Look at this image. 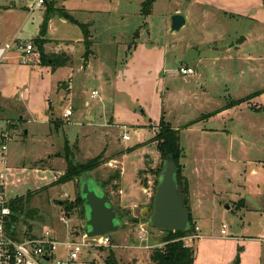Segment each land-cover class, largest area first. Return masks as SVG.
Returning <instances> with one entry per match:
<instances>
[{"label":"rangeland","instance_id":"374dc122","mask_svg":"<svg viewBox=\"0 0 264 264\" xmlns=\"http://www.w3.org/2000/svg\"><path fill=\"white\" fill-rule=\"evenodd\" d=\"M143 1H55L56 7L71 10L76 19L89 24V53L84 54L82 43L72 52L71 93L78 95L68 118L62 116L71 105L68 98L61 105L55 99V116L60 119L55 124H27L10 110H0V118L16 123V127L9 121L5 128L0 125L6 134L0 145L7 144L11 169L5 199L31 194L26 203L30 212L19 217L13 234L51 228L61 241H80L68 228L85 231L79 208L68 215V225L60 220L62 201L78 195V179L41 188L61 176L65 154L78 164L100 156L103 163L91 171L93 179L104 187L120 217L136 221L128 220L112 233L110 245L83 248L78 264H106L110 254L118 264H152L151 251L163 245L168 233L150 227L140 211L153 202L162 156L152 139L163 116L180 132L184 156L179 163L187 170L181 175L189 184L187 204L199 228L188 235L202 236L184 241L195 251L194 264H264V0H227L230 5H224L222 12L211 6L217 0H197L200 4L192 6L189 0H155L149 15L140 13ZM201 9L209 10L214 19L202 24ZM175 10L190 14L182 29L170 32ZM55 20L54 35L82 38L77 25L60 17ZM236 35L238 40L247 36L239 49L211 50ZM185 44L205 50L194 61L177 63L175 54ZM88 59L91 62L83 67ZM181 66L193 68L195 74H180ZM94 90L96 96L91 95ZM87 114L94 119H87ZM123 134L129 139L123 140ZM118 187L134 191L126 201L137 205L130 215L120 206ZM143 187L150 190L148 202ZM223 224L225 237L220 233Z\"/></svg>","mask_w":264,"mask_h":264},{"label":"crops","instance_id":"0c3cea01","mask_svg":"<svg viewBox=\"0 0 264 264\" xmlns=\"http://www.w3.org/2000/svg\"><path fill=\"white\" fill-rule=\"evenodd\" d=\"M24 1L25 2L23 3L22 0H18V2L17 0H0V45L9 41H13V39L21 40L19 38L20 35H25L30 39L22 41H25L26 43L30 42L33 46V51L30 57L28 58H25L23 56V52L21 50L17 48H12V50L8 52L6 58L0 62V110H10L12 113L17 115L19 120H22L27 124L40 123L45 125L50 123H59L60 121H56L60 119L58 118V116H55L56 111L54 107V102L55 99H57L61 105L62 99L64 100L68 98L71 105H68L66 108L71 107V109L73 110L72 103L74 102L75 96L78 94L76 92L71 93V91L74 89L73 79L75 78V69L73 65L74 59L72 52L75 51L76 47L79 44L82 43L83 46L84 44L83 34L82 38L78 37L75 40H72L66 36L54 35L55 32H58V29H56L58 22L55 19L58 17L64 18V20H67L72 24L74 23L70 20V17L79 22L81 21L75 18L74 12H72L71 10L65 7H56V0H54L52 3H46L44 8H40L38 12H35L34 10L31 11L28 9L31 0ZM189 1L190 6L198 3L200 4V2H198L197 0ZM224 5L228 7L230 5V2H228L227 0H217V3L211 6L221 10L222 12L223 9H225ZM63 10H67V13H64ZM201 11V23L203 24L207 18H211L213 15H211V13H208L210 11L207 9H201ZM174 13H181L185 17L187 23V13L190 14V10H187L186 14L179 10H175ZM46 16H48V25L43 31L42 23ZM63 22V20L60 21V24H63ZM238 37L239 36L236 35L234 36V38L228 40L225 44H221V48L219 46H215L216 48H211V50L221 52L233 47L235 49H239L243 42L239 44H234L232 47H228L230 43H236ZM40 38L47 41L42 44V49L45 53L64 51L67 55H69L70 62L64 66L57 68H51L48 65L40 63L37 45L33 43L35 39ZM246 40L247 36L245 35L243 41ZM109 44L111 45L113 43L109 42ZM185 45L186 46L183 47V50L181 52L175 54L177 58V63H180V60L184 56L185 50L187 48H194L196 50H199L198 47L199 45H201V43H199V45L197 44L196 47L195 45L191 44ZM204 50L205 48L203 47L202 50L199 51V57L201 52H203ZM90 62V59H88L85 64L83 62V67L88 65ZM199 85L202 86L201 83ZM107 101L111 100L107 99ZM87 105L88 103L86 102L85 106ZM86 117L87 119L90 118V121L94 119L93 116L90 114H87ZM8 121L13 124L14 127H16V123L15 121H13V119L4 120L3 118H0V125H3L5 128L6 123ZM26 133L28 134L29 130H27L25 134ZM127 151L129 152L130 149ZM183 172H187L185 167ZM252 173H255V170H252ZM117 189H119L118 192H120L121 194L120 206L127 211L128 215H130L131 213H133V210L137 205L135 203L126 204V201H129V196L134 194V191L126 193L122 187H118ZM141 191L143 193L146 192V194H144V202H148L150 198L149 188L143 187L141 188ZM189 194H191V191H189ZM191 198H193L192 195L190 196V200ZM195 199L198 200L196 196ZM221 236L225 237L226 234ZM198 237L202 236L198 234ZM185 240L186 239H183V241Z\"/></svg>","mask_w":264,"mask_h":264},{"label":"trees","instance_id":"16d2710c","mask_svg":"<svg viewBox=\"0 0 264 264\" xmlns=\"http://www.w3.org/2000/svg\"><path fill=\"white\" fill-rule=\"evenodd\" d=\"M155 0H144L141 4L140 13L142 15H149L152 11V6ZM70 20L81 29L83 34V44L86 48L85 55L89 53V24L79 22L70 17ZM48 21V16L44 18L42 30L44 31ZM44 39H35L34 44L37 45V51L39 52V60L40 63L44 65H48L51 68H57L66 65L70 62V57L64 51L45 53L42 49V44H44ZM258 93V92H257ZM256 94V93H255ZM229 106H226L224 109H227ZM191 124V123H190ZM188 124V125H190ZM179 131L178 129L171 126L170 123L163 121V116H161L160 124L158 126L157 134L153 137V141H157V149L161 153L162 161L166 156L171 155L178 167L177 170V183L181 193L184 196L185 205L189 209L188 206V182L185 176L183 175L182 165L179 163L180 157H182L181 153L183 149L179 145ZM64 160L66 163L65 170L59 175L58 178L52 181L50 184L43 186L41 189H47L49 187L64 184L67 182H72L74 178H77L81 173L92 171L97 168L101 163H103V159L100 156L89 159L84 163H76L73 162L68 154L64 155ZM162 165V163H161ZM160 165V166H161ZM162 167V166H161ZM157 173L159 172L160 168ZM182 174V175H181ZM157 184V181H156ZM155 190V187H154ZM31 198V194H27L25 197L20 196L14 198L12 201H9V207L11 209V214L7 218V227L10 230H15V224L19 220L21 215H28L30 210L26 209V203ZM71 201H62V206H64V215L68 216L74 209L79 208V213L81 216H84V208L82 204V199L78 195ZM153 198V196H152ZM190 210V209H189ZM130 221H136V218L130 217ZM192 216L190 214V224L191 228L188 231H167L168 235L162 240L163 245L161 247H154L149 255V259L152 264H194L195 259V251L192 247L186 246L183 238L187 236L195 227L193 223ZM28 227V226H27ZM30 229L26 231V234H30ZM106 264H118L114 259L113 255L110 254L105 258Z\"/></svg>","mask_w":264,"mask_h":264},{"label":"water","instance_id":"95a60500","mask_svg":"<svg viewBox=\"0 0 264 264\" xmlns=\"http://www.w3.org/2000/svg\"><path fill=\"white\" fill-rule=\"evenodd\" d=\"M185 17L181 13L171 16L170 32H176L185 25ZM244 40L241 37L236 43ZM226 48V47H224ZM222 48V49H224ZM187 48L180 63H188L199 58V51ZM184 156V155H182ZM162 167L157 173V184L153 193L152 205L144 206L140 216L147 224L156 229L169 231H188L191 228L190 210L185 205L184 196L177 183L178 167L171 155L162 161ZM79 196L82 199L85 216V232L90 237L111 235L122 229L130 217H120L115 211L106 190L93 179L91 172H83L78 177Z\"/></svg>","mask_w":264,"mask_h":264},{"label":"built area","instance_id":"2783aa9c","mask_svg":"<svg viewBox=\"0 0 264 264\" xmlns=\"http://www.w3.org/2000/svg\"><path fill=\"white\" fill-rule=\"evenodd\" d=\"M52 2L53 0H31L28 9L33 11L36 7H41L45 2ZM12 48H17L23 52L25 58L30 57L33 46L19 39L6 42L0 45V62L4 60ZM179 73L182 75H194L195 70L191 67H179ZM92 96L97 95V91L91 93ZM72 113L71 107L65 109L63 116L69 117ZM0 138L5 139L6 134L0 132ZM123 140H128L127 134L122 135ZM7 144L0 145V264H78L80 253L83 248H102L111 244L110 235H102L90 237L85 231L81 234L78 230L71 228V233L80 237V241L71 239L61 241L57 238L51 228H43L41 233L26 234L23 233L17 237L13 234L15 230H10L7 227V218L11 214L9 201L5 199L4 189L6 178L10 173V167L6 158ZM60 217L63 224H69V216ZM138 237H143L142 225ZM226 226H221L220 233L226 234ZM195 231H199L198 226L194 227ZM198 237L196 235H187L186 238ZM187 246V244H185ZM60 251V254H59ZM84 264H89L84 262Z\"/></svg>","mask_w":264,"mask_h":264},{"label":"flooded vegetation","instance_id":"af4514ba","mask_svg":"<svg viewBox=\"0 0 264 264\" xmlns=\"http://www.w3.org/2000/svg\"><path fill=\"white\" fill-rule=\"evenodd\" d=\"M182 169H184V166L182 167ZM145 206H149L150 207V205H145Z\"/></svg>","mask_w":264,"mask_h":264}]
</instances>
